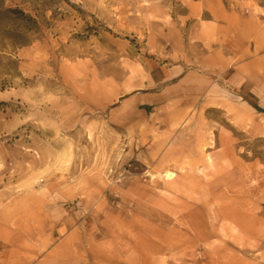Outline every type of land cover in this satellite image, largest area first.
<instances>
[{
    "label": "rangeland",
    "instance_id": "rangeland-1",
    "mask_svg": "<svg viewBox=\"0 0 264 264\" xmlns=\"http://www.w3.org/2000/svg\"><path fill=\"white\" fill-rule=\"evenodd\" d=\"M219 7L247 33L237 84L228 72L238 61L214 54V26L232 22ZM158 65L207 75V91L177 93ZM263 73L264 0H0L4 256L264 264V90L250 96ZM231 172L234 190L253 188L262 230L242 240L247 251L213 218Z\"/></svg>",
    "mask_w": 264,
    "mask_h": 264
},
{
    "label": "crops",
    "instance_id": "crops-1",
    "mask_svg": "<svg viewBox=\"0 0 264 264\" xmlns=\"http://www.w3.org/2000/svg\"><path fill=\"white\" fill-rule=\"evenodd\" d=\"M189 12L191 16L193 17H198L201 16L203 13L202 9L200 6L195 2L191 1L189 3ZM219 15L223 17H227V20H230V13L226 11L225 9H221L219 7ZM232 22H227L226 24L223 23H217V25L214 26L215 31L217 32V37H216V46H214L215 50V56L220 58L219 60L221 64H230L232 62H235L237 60V66L233 67L230 72L231 76L230 78L233 79L234 83L237 84L236 80L239 79L241 72L244 73L245 71L240 67V59L242 57H245L247 55L246 49H241V45L245 42L247 39V33L246 32H241L240 33V26H239V21H235L234 19H231ZM203 27H200L198 34L197 31L193 30V33L195 35H198L200 38L201 42H204V35H203ZM207 35H205L206 37ZM206 40V39H205ZM206 43V42H205ZM178 52L180 51V47L177 46L175 48ZM200 51H203L202 45ZM201 54V62H204V54L203 52H200ZM177 56L179 58V55L177 53ZM182 57V56H181ZM208 55L205 57V60H207ZM244 69L248 70L247 67L249 66V61L244 62ZM155 69V74L160 82L166 79H172L173 82L170 85V88L175 90L179 94H192L194 93L195 95H202L207 91L208 88V76L205 74H202L201 72H187L185 69L183 70H173L171 68H167L165 66H157L154 67ZM157 70V71H156ZM220 70V69H219ZM246 73V72H245ZM249 78V76H247ZM259 78L263 79V87H260L256 84H253L254 88L253 90L250 91V96L251 97H256L258 96L259 91L264 90V73L263 75ZM193 80H195L193 82ZM264 112V108L261 110ZM12 260L11 258L8 259V257L4 256V252L0 249V264H11Z\"/></svg>",
    "mask_w": 264,
    "mask_h": 264
},
{
    "label": "bare ground",
    "instance_id": "bare-ground-1",
    "mask_svg": "<svg viewBox=\"0 0 264 264\" xmlns=\"http://www.w3.org/2000/svg\"><path fill=\"white\" fill-rule=\"evenodd\" d=\"M233 173L223 175V179L226 181V190L220 193V198L223 200L222 203L217 207L216 212L213 215L215 224L223 225L221 229L226 230L224 223L230 227H234L236 233L228 234L226 231L219 230L222 232V236H226L230 244L240 245V249L247 251L249 250L247 245L242 241L244 238L252 236L262 235V230L256 229L253 225V203L252 194L253 188L244 187L243 190H234L235 184H233ZM234 187V188H233ZM227 202H225V201ZM181 207H187V204L181 203ZM185 217V216H184ZM261 243H257L260 246ZM225 245V244H223ZM220 251H225L224 247H220ZM231 262V263H229ZM228 263L222 264H249L248 262L235 261V258L231 257Z\"/></svg>",
    "mask_w": 264,
    "mask_h": 264
}]
</instances>
